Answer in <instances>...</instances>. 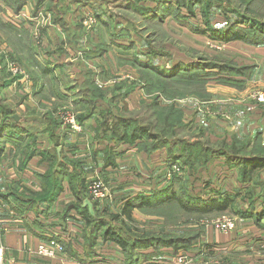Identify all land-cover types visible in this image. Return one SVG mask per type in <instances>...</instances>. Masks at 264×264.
<instances>
[{
	"label": "rangeland",
	"instance_id": "1",
	"mask_svg": "<svg viewBox=\"0 0 264 264\" xmlns=\"http://www.w3.org/2000/svg\"><path fill=\"white\" fill-rule=\"evenodd\" d=\"M29 1H31V4L34 6L35 0H28L27 5H29ZM53 1L54 2H52V0H46L40 4L37 13L40 12L41 15L38 17H44L45 14L48 13L51 23L60 20L57 25L61 27V29H64L66 26L74 27L73 33L67 34V43L78 52H86L88 54L89 52L83 51V48L91 51L92 47H95L94 50H100L98 51L100 55L106 54V58L113 62L117 68H120V71H117L119 75L116 76L112 74L110 79L121 78V76L129 74L128 72H132L138 76L140 67H138L137 63L134 64V60L138 61L139 57L141 60H144V62L140 60L139 62H149L148 60L151 58L149 51L151 49L160 50L164 52L163 54H168V56H162V54L152 59L155 64L161 68H169L177 63L180 64V62L186 63L192 61H208L216 64L218 62L223 64L228 62L238 67L245 66L252 68L251 65H243V61L249 60L252 54L248 49H245L247 47H242L240 43L247 46L250 45L242 41H231L227 43L213 41L206 35L196 33V30L206 28V21L208 20L212 29L225 28L237 23L235 28H244L245 30H243V32H250V30H252L255 35L259 36L260 31L263 32L260 29L261 27L253 28L251 25L264 26V0H192L191 6L198 3L195 9L194 7H189L190 10L193 9L194 15H190L188 9L180 7L183 5L182 2H184V0H177V6L173 8L172 15L167 16V14L164 13L165 15H161L162 18L159 12L156 13L157 17L155 18L153 17L154 15H149L146 18L145 15H141V13L136 10L142 8H148V10L158 9V3L154 0H107L108 2L106 0H89L81 3H67L68 1H64L63 4H58L57 0ZM166 1L175 2L176 0ZM61 5H63L65 9L63 8V10H60ZM0 6V19L3 22H7V24H18L19 26L17 22L21 19H16L14 13L6 4L0 2ZM201 11H209L210 13L207 15L209 18L204 16ZM181 14L187 16L184 21L180 18ZM61 15H69V21L61 19ZM62 21L64 23H62ZM41 23L39 21V24ZM39 24H36V26ZM36 30L40 33L38 28ZM98 32L100 35H98ZM77 36H79L78 43L76 42ZM33 37V34H31L30 40H32ZM25 40H27L26 44L28 45L29 37ZM146 41L151 44V49L146 47ZM4 42L7 43L6 41ZM233 42H238L239 44H231ZM20 49L23 48L20 47ZM2 55L4 54H1V56ZM142 56H145L146 59ZM7 62H14L22 72L27 75L25 69L21 68V65L17 62L5 58V64ZM20 62L23 64L22 60H20ZM4 73L5 75L8 74L7 71ZM219 74L220 73L217 72L214 73L213 76ZM85 77L91 80V74ZM232 79L234 81L235 79L238 80V83H235L237 86L230 87L217 84L218 80H210L206 85V92L210 94L211 97V92H209V90L213 87H229L240 93L247 89L245 86L249 78L246 80L240 77ZM219 80L222 81V79ZM93 84L95 85L94 82ZM75 87L78 88V85H75ZM99 89L102 90V88ZM139 90L141 94H144V98H149L145 95L142 88ZM103 91L106 92V90ZM80 95L81 94H79V96ZM233 96L234 97L228 96L221 101H215L216 103H213V101L209 99L210 97L202 99L195 96H188L186 98L170 101L176 109L181 110L183 115L182 120L186 126V128L184 127L176 132L178 134L176 138H183L188 142L200 141L204 143L205 148H212L211 150L214 151L218 150V142H226L224 136L227 138L230 134L226 133L227 131L222 128L224 125L227 126V123L232 120L225 106L227 104L229 105L231 102H235V100H240L238 94L237 96L235 94ZM0 99H2V101L5 99L2 90H0ZM130 99V101H134V97ZM244 99L255 101L258 104H264V91L255 90V88L251 87L245 94ZM191 101L196 103V105H194V111L189 109V107H191ZM226 102L228 103L226 104ZM5 104L9 105L7 101H5ZM58 104L56 105V109L58 108ZM214 104H216L215 107ZM221 104H224V106L217 107ZM43 105L47 108H52L49 102H45ZM68 106H62L61 108L66 107L69 111L67 113L76 116L75 113H73L75 110H73V105L70 107ZM181 107L184 109L183 111ZM138 111H130V113L135 114ZM26 114L25 117L29 120V111H26ZM62 115L63 114H60L59 117L64 121ZM125 115H128V113ZM143 124H145V121ZM61 125L70 127L69 125L63 124V122ZM77 126L78 129L81 128L80 124H77ZM169 138L171 139L172 136ZM217 138L221 139L218 140ZM231 141L232 139L226 143H231ZM246 141L255 142L248 139H246ZM136 147L139 152H145L141 150L138 145H136ZM163 151L167 158V149L165 148ZM118 156L119 154H115L113 165L110 166L113 173L105 176L99 172L98 174H93L94 176H87V172L84 170L83 165L78 160H74L76 161V167H74L75 170L73 172L77 175L78 182L75 183L73 179L66 180L67 177L63 175L64 178L60 183L62 191L66 189L71 196H73L71 190L78 192L80 195H85V200L89 201L92 206V215H96L99 221L103 220L108 227L117 228L118 224H120L118 222H110L109 216L120 214L121 207L119 204L122 197L117 200L114 199V203L108 202H113L111 198L117 194L121 187L124 189L139 186H142V189H144L145 186L148 188H156V191L152 193L151 196L140 195L146 198H152L151 201H153V196L160 195L163 191L167 192L169 190H167V187L174 182V184H172L174 186L171 189L175 193V196H182L185 198L190 196L202 202L213 199L218 202L222 200L226 193L225 195L234 197V203L231 206L232 208L229 207L224 212L217 213L213 211L205 214L185 212L181 210L180 207H177L178 204L176 202L168 206H166V204H152V206L145 207L144 209L135 207L131 211L132 216H134L133 219L137 223L134 228L141 230L145 235L157 236L161 232L164 235H171L173 239L182 238L187 245H185V247H180L177 252L172 247L161 246L141 247L134 250L127 249L126 252H122L114 242L104 239L103 234L107 228L104 227L98 233L96 239L99 245L96 248L94 245L92 247V252L86 253L87 256H84L85 258L94 257L96 251L98 255L103 252L112 256L113 253H106L107 251L105 250H112L118 247L120 252L117 255L119 260H122L123 264L128 263L129 257H131L130 264H159L165 260L172 261L170 264H178L177 258L181 255L187 259V262H190L189 264H264V216L256 223L254 219H245L234 213V209H238L241 212L251 211L256 214L262 210L264 207V168H250L251 171H249L243 181L241 169L238 167V162L234 160L227 162V159L223 157L212 156L206 163L202 165L195 164L190 168L184 166L181 162H169L167 158V162H163L162 166L156 163V161L151 162V167L147 168L148 173L142 172V176H135L134 174L131 177L132 179H129L127 172L119 173L120 170L114 168L116 166L115 159ZM103 168H106L104 163ZM151 174H155V179L153 181L149 179L147 183H145L146 181L142 178L143 175L148 176ZM175 176L179 177V181H172V178ZM91 182L99 183L102 187L101 189L105 192V197L102 198L103 200H99L100 202L94 201L90 197L89 187ZM13 192L18 195L26 196L28 190L23 189ZM236 192H238V195ZM137 196L135 195L134 197ZM73 204H78L75 199L64 206L61 215L64 214L68 217L71 212L75 211L76 214L80 216L77 210L69 208V206ZM36 210L39 214L35 215V220L45 222V211L39 217L41 212L38 209ZM222 217L232 219L234 223L233 228L227 231L218 229L215 222ZM122 219L125 220V218ZM54 221L57 222V219ZM58 222H61L64 226L63 219H60ZM24 224L25 227H29L27 222ZM88 228L89 227H86V229H84V227H82L80 230L78 229L79 231L76 230L77 228L74 229L75 235L79 233L81 239H83V233L84 236H89L90 231ZM59 232L65 237L70 235V233H67V228L65 227H62ZM50 241H55L57 244L59 243L58 245L62 247L61 251L56 252L52 257L39 256L36 253L38 246L40 244L49 246L47 244ZM105 242H107L106 245H104ZM40 244L36 247L35 254L43 259H54L64 254V243L59 239V236L52 235L50 239L43 240ZM86 246L87 243L85 244L84 237L82 249L85 250Z\"/></svg>",
	"mask_w": 264,
	"mask_h": 264
},
{
	"label": "crops",
	"instance_id": "2",
	"mask_svg": "<svg viewBox=\"0 0 264 264\" xmlns=\"http://www.w3.org/2000/svg\"><path fill=\"white\" fill-rule=\"evenodd\" d=\"M52 2L54 1L52 0ZM31 3L29 1V5H26L17 15L15 14L16 19H21L17 22L19 26L14 24L18 30L15 39L9 33L6 35L0 32V55L4 54V58L15 56L22 60V65L27 72V77H20L2 89L5 96L4 101H7L15 110L16 121L22 118L19 127L26 130L29 137L34 139V146L31 145L30 150L35 149L38 152L24 164V158L16 152L11 144L6 142L3 145L0 155V200L2 202L0 209V248L4 253V264H123L117 255L120 252L118 247L105 250L106 253H113L112 256L103 252L98 255L96 251L94 257H84L87 254L82 249L83 239L79 233L75 235L74 231L76 228V230H80L84 227L83 219L75 211L71 212L68 217L64 214L61 215L64 206L74 200L66 189L60 193L51 206H39L38 210L41 212L39 217L45 211V222L35 220V215L39 214L37 210L24 216L18 215L14 209L16 205L11 199L4 200L1 198L16 190L26 189L34 193L40 191L39 176L49 168L50 161L55 156L58 160L64 158L78 160L87 172V176L98 174V172L105 176L113 173L110 166L103 168L104 151L106 148H110L113 153L119 154L115 159L116 166L114 168H118L119 173L127 172L129 179H132L134 174L135 176H142V172L148 173L147 168L151 167V162L156 161L161 166L163 162H167L164 149L143 153L137 150L136 145H128L122 142L109 143L97 139L95 129L97 121L100 119V112L108 109H111L114 114H117L118 110L122 112L125 110L129 112L138 111L149 102L148 99L144 98V94L139 92L141 88L139 76L128 72L129 74L121 76V78L110 79L112 74L119 75L117 71H120V68L109 61L106 54L100 55L98 52L100 50H94L95 47H92L91 51L83 48V51L89 52L88 54L73 49L67 43V34L73 33L74 27L66 26L61 29L57 25L60 20L51 23L48 13L44 17H38L41 13H37V10L33 12ZM66 15H61V19L69 21L70 16ZM39 21L42 23L39 24ZM62 23L64 22L62 21ZM36 24L39 25L36 26ZM37 28L40 31L39 38L37 41L34 39L32 41L30 35L34 34ZM98 35H100L99 32ZM28 37L29 44L27 45L25 39ZM10 39L14 41V46L9 43ZM20 39L21 41H18ZM78 41L79 36L76 39L77 43ZM235 43L238 42L231 44ZM240 45L247 47L245 49H248L252 54L249 60L243 61V65L252 66L250 78L245 86L247 89L240 93L229 87H213L209 90L211 92L209 99L216 103L215 101H221L228 96L234 97V94L236 96L238 94L239 101L235 100L229 105L226 102L225 107L232 120L227 123V126L222 127L227 131L226 133H230L227 138L224 136L225 140L229 142L230 139L234 138L239 141L248 139L255 142L259 141L264 146V104L244 99L251 87L255 90L264 91V47L247 46L241 43ZM142 57L146 59L145 56ZM138 59L144 62L139 57ZM135 62L134 60V64ZM89 74H91L90 81L102 88V91L106 90V98L96 102L93 114L84 121L80 129L74 130L65 127L61 125L59 115L69 111L66 107H61L73 105V110L75 109L73 113L75 115L79 113L77 110L79 108L74 105L79 96V89L75 85L79 87L83 84L87 79L85 76ZM114 97L117 98L113 100ZM131 97H134V101H130ZM45 102H49L52 108L45 107L43 105ZM57 104L58 108L56 109ZM190 104L189 109L194 111L196 103L191 101ZM219 106H224V104L217 107ZM181 109L184 110L182 107ZM26 111H29V120L25 117ZM51 120L54 121L56 127L50 124ZM51 132H54L52 133L53 137H51ZM55 140L58 141L60 147H54ZM142 178L147 183L149 179L152 181L155 179V174L143 175ZM155 191L156 188L146 186L144 189L142 186L125 189L121 187L117 194L111 198L113 202L109 201L108 203H114V199L117 200L122 197L119 204L122 207L125 200L133 198L135 195L151 196ZM55 219L57 222L54 221ZM60 219H63L64 226L58 222ZM25 222L29 224V227H25ZM60 227L67 228V233L70 235L62 236L59 232ZM52 235L59 236V239L64 243V254L54 259H43L37 256L35 254L36 247L43 240L50 239ZM98 245L97 240L95 248ZM170 262L172 261L165 260L159 264H170Z\"/></svg>",
	"mask_w": 264,
	"mask_h": 264
},
{
	"label": "trees",
	"instance_id": "3",
	"mask_svg": "<svg viewBox=\"0 0 264 264\" xmlns=\"http://www.w3.org/2000/svg\"><path fill=\"white\" fill-rule=\"evenodd\" d=\"M28 0H0V2L7 5V7L14 13V15L20 13L23 8L27 5ZM46 0H35L33 6V12L39 9L40 4ZM81 3L87 2L89 0H57V3ZM100 1V0H96ZM107 1V0H106ZM158 3V9L148 10V8L136 9L141 15L147 16L154 15L157 17L156 13L161 15L167 14V16L172 15V10L177 6V0L175 2L166 0H154ZM192 0H184L182 2L183 7L189 10L190 15H194L193 9L189 7H194L198 3L191 6ZM108 2V1H107ZM63 5H61L60 10H63ZM65 9V8H64ZM1 12V6H0ZM162 13V14H161ZM165 13V14H164ZM201 13L207 16L208 12ZM180 18L182 21L187 18L181 14ZM209 18V16H207ZM250 21V20H249ZM251 22V21H250ZM9 23V22H8ZM207 25L204 29H197L196 33L206 35L213 41L220 42H231V41H242L250 46H262L264 47V26L251 25L253 28H260V35L257 36L250 30V32H243L244 28H235V25L225 27V28H211L209 21H206ZM252 23V22H251ZM0 32L9 33L15 39L18 30L14 24H7L0 19ZM18 41H21L18 40ZM9 43L14 46V41L9 40ZM146 47L151 49L149 42H145ZM149 59L147 63L139 62L137 63L140 70H138L139 83L141 88L148 99V103L142 106V108L135 114L130 113L125 110L124 112L118 111L114 114L111 109L104 110L100 112V119L97 121V127L95 129L97 139L101 141H106L109 143H119L122 142L128 145H138V147L150 153L157 149H167L169 162H181L184 166L192 168L195 164H203L212 158V156L223 157L227 159V162L232 160L238 162V167L241 169L242 179L246 178L247 174L251 169L264 168V146L261 145L259 141L253 144L249 141H239L232 139L231 143H226L225 141H220L218 150H211L212 148H205L204 143L200 141L188 142L183 138H176L178 134L176 133L179 129L186 128L182 120V112L180 109H176L170 101L179 98H186L188 96H195L198 98H208L210 94L206 92V85L210 80H218L217 84L226 85L230 87L237 86L238 80L235 81L232 78H242L248 79L251 75V67H238L231 63H211L208 61L204 62H180L174 66L158 67L157 64L152 59L162 55L164 52L160 50H150ZM168 54H163L162 56ZM10 60L17 62L21 65V68L25 69L21 64L20 60L15 57H9ZM191 61V60H190ZM220 65V66H219ZM8 62L5 64L4 56L0 55V90L8 87L12 82L18 80L21 76H13L9 73ZM7 71V75L4 72ZM219 72L217 76H213L214 73ZM229 72V73H228ZM226 73V74H224ZM212 75V76H211ZM232 75V76H231ZM27 76V75H26ZM231 78V79H228ZM219 79H222L220 81ZM242 83V82H240ZM80 96L75 100L74 105L79 111L75 116L76 122L80 125L84 123L93 114L96 102L101 99H105L107 92L102 91L97 86L93 84L88 78L79 87ZM117 98L114 97L113 100ZM128 113V115H125ZM16 115L15 110L10 106L5 104L3 99H0V155L3 150V145L7 142L11 144L17 153H20L24 158V164L29 160V158L38 152L33 149L30 150L31 145L34 146V139L29 137V133L23 128L19 127L22 122V118L19 121L13 117ZM140 115V116H139ZM141 117V118H139ZM145 121V124L143 122ZM50 124L56 127L53 120ZM51 132V137L52 136ZM172 136L170 139L169 137ZM201 136V134H200ZM199 136V137H200ZM54 147H60L58 141L55 140ZM105 154V167L112 166L115 154L112 149L106 148ZM76 167V161L64 159H57L53 157L50 161L49 168L39 176L40 181V191L29 192L26 196L18 195L15 192H11L8 196H2L4 200L10 198L11 201L16 205L14 207L16 213L19 215L28 214L29 212H34L39 206H48L54 203L62 192V187L60 183L65 175L67 179H73L77 183V175L73 172ZM251 168V169H250ZM172 181H179V177H173ZM69 183V182H68ZM70 184V183H69ZM174 184V182L172 183ZM169 185L167 187V192L161 193L160 195L153 196L152 198H146L138 195L124 201L121 207V212L118 215H110L109 219L112 223H120L117 228L108 227L103 220L99 221L96 215L93 216L87 207H82L83 202L86 198L85 195H80L76 191H72V195L77 201V205L73 204L69 206L70 209L77 210L78 214L84 220V229L89 227V236L85 237V248L86 253L92 252V247L96 243L98 233L107 227L103 234L104 239L114 242L122 252L126 250H134L141 247H172L174 250L180 249V247H185L186 242L182 238L173 239L171 235L159 233L157 236L145 235L141 230L134 228L137 225L136 221L131 216V211L135 207L144 209L145 207L154 205L166 204L172 205L173 202L178 204L181 210L185 212H197L201 214L217 212L221 213L227 210L234 203V197L231 195H225L220 201H214L209 199V201L202 202L199 199L192 198L190 196L178 197L171 189L174 185ZM30 193V197H29ZM238 195V192H236ZM150 199V200H149ZM72 207V208H71ZM174 207V206H172ZM169 208V207H168ZM232 208V207H231ZM96 212V211H94ZM234 213L237 216L245 219H254L255 222L264 216V207L260 212L253 213L251 211L241 212L238 209H234ZM122 218H125L123 220ZM96 219V220H95ZM261 220V219H260ZM128 223V224H126ZM84 231V230H83ZM128 258V263L130 264V259Z\"/></svg>",
	"mask_w": 264,
	"mask_h": 264
},
{
	"label": "built area",
	"instance_id": "4",
	"mask_svg": "<svg viewBox=\"0 0 264 264\" xmlns=\"http://www.w3.org/2000/svg\"><path fill=\"white\" fill-rule=\"evenodd\" d=\"M33 36H34L33 39L37 41L39 38V33L37 30H35ZM8 71L13 76L18 75L21 77H27L14 62L8 63ZM62 114H63L62 116H63L64 121L62 120L61 121L63 122V124L69 125L70 128L77 130L78 123L75 120V116L67 112H64ZM101 188L102 187L100 186L99 183L91 182L90 187H89V193L91 195L90 197L92 198V200L100 202L99 200L105 197V192H103ZM1 208H2V203L0 202V209ZM215 224H216V227L220 229L221 231L230 230L234 226L233 220L227 217H222L221 219L217 220ZM54 242L55 241H50L47 244L49 246H46L45 244H40L36 250V253L41 257H46V256L52 257L56 252L61 251V248H62L61 246L58 245L59 243L57 244V242L55 243ZM177 263L178 264H189L190 262H187V259H185L181 255V256H178ZM0 264H4V253L1 248H0Z\"/></svg>",
	"mask_w": 264,
	"mask_h": 264
},
{
	"label": "water",
	"instance_id": "5",
	"mask_svg": "<svg viewBox=\"0 0 264 264\" xmlns=\"http://www.w3.org/2000/svg\"><path fill=\"white\" fill-rule=\"evenodd\" d=\"M14 118H15V116H14ZM82 207H87L88 210L92 213V206H91V204H90L89 201L85 200V201L83 202Z\"/></svg>",
	"mask_w": 264,
	"mask_h": 264
}]
</instances>
